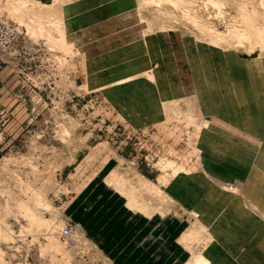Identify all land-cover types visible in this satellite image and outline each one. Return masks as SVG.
I'll return each mask as SVG.
<instances>
[{"label":"crops","instance_id":"0c3cea01","mask_svg":"<svg viewBox=\"0 0 264 264\" xmlns=\"http://www.w3.org/2000/svg\"><path fill=\"white\" fill-rule=\"evenodd\" d=\"M83 12L85 24L92 27L96 23L94 16H90L89 10ZM128 31L138 35L136 41L116 34L109 40L93 37L86 45L88 69L82 72L85 79L82 86L87 85L90 92L103 91L117 112L137 128L166 124L163 111L166 102H171L165 105L167 112L170 111V116L174 113L170 117L168 112V118H173L172 125L179 124L180 119L182 123L197 104L192 110H198L203 119L195 113L196 118L208 125L198 142L204 164L202 170L198 168L188 177L160 186V176L153 182L137 171L164 192L173 209L161 205L160 199L155 204L156 198H148L153 199L147 203L154 202L152 212L156 213L151 217L130 211L123 198L101 184L98 180L101 173L107 171L104 183L110 169H114L101 166L93 176L86 175L89 179L81 178L74 187L78 189L74 197L77 204L89 192L100 191L94 200L74 207L75 219L70 220L85 230L88 239L112 264H195V256L203 258L205 264H264V220L255 212L258 206L264 214V58L256 56L258 53L248 57H242L240 52L211 56L193 53L188 38L167 40L153 36L140 40L139 27H129ZM148 71L154 72V82L139 78ZM135 76L138 77L135 81L112 87L119 78ZM105 86L110 89L100 90ZM168 104L172 111L167 109ZM2 146L0 157L4 152ZM93 152L97 155L94 149ZM107 155L105 152L102 156ZM88 157L82 162L86 167L99 161L97 157L94 160ZM57 186L62 196V189ZM141 187L137 183V188ZM63 206L65 213L71 210L70 203ZM155 206H162V211ZM86 215H89L87 224L82 222ZM194 215L199 216L204 227L196 229L205 234L200 232L196 236L199 239L183 244L180 242L183 236L195 229Z\"/></svg>","mask_w":264,"mask_h":264},{"label":"bare ground","instance_id":"6f19581e","mask_svg":"<svg viewBox=\"0 0 264 264\" xmlns=\"http://www.w3.org/2000/svg\"><path fill=\"white\" fill-rule=\"evenodd\" d=\"M225 1L224 0H49V2L44 3L40 0H8L7 3L9 4V6L7 11L10 14L9 16H12L22 26H25V28H27V34L28 36H30V40H33V42L35 43L45 41L48 47L56 50L58 53H61L62 55H66V58L67 55H71L73 56V58L75 57L79 58L81 62V66L83 67L82 71H86V72L88 69V65L84 50L86 45L92 41L93 37H96L100 40L108 38L109 40L111 39L112 35L115 36L117 34V37L126 36L129 37V40L136 41L138 35L128 31L129 27H135V26L140 28L141 31V32L139 31L140 40H147L153 38V36L165 37L167 40L168 39L174 40V38H180V39L188 38L190 40L189 43L191 42V48H192L191 51L193 53L204 52L205 55L207 54L211 56L226 52L232 53V52L242 51L248 56H252L253 54L258 53L259 57L264 58V0H258L256 6L255 3H253L255 2L254 0L233 1L236 7V12L234 14H237V16L235 17L232 13V15L235 17V18L233 17L235 19V21H233L234 24L233 25L231 24L232 27H230V25L229 27L227 26L228 28L225 31H221L220 28L219 30L215 27V23L213 22V20L212 22L214 23V26L211 25L210 24L211 22L208 21H210V19L213 18L214 16H215L214 18L216 19L223 13L222 10L225 9V7H223L222 5H225L226 7L228 6L226 4L227 2L225 3ZM251 5L253 8L251 7ZM258 6H260L261 8H258ZM222 7L223 9H221ZM206 8L207 9L210 8V10L208 11H211V8L217 10L219 9L218 12L221 11V14L220 13L218 14V12L216 13V11L212 9V11L215 12L214 13L215 15H213V17L208 19V16L209 17L212 16L213 13L211 12L210 13L211 15H208L206 17L204 13L207 10ZM200 9L205 10L204 12H202L203 10H201V13H204L203 16H205L203 17V19L202 17H200L199 14ZM83 10L85 11L89 10L90 16L91 15L94 16L93 20L96 23H94L93 21L94 25L92 27L91 25L89 26L85 24L84 21L86 20L85 19L86 16L84 15ZM1 12L3 13L2 9H0V13ZM216 14H218L219 16H217ZM204 18L205 19L207 18L206 22L204 21L205 20ZM224 18H222V20ZM229 18H227L226 20H228ZM219 23L218 26H221L222 22L220 23V25ZM176 25L177 26L182 25L180 26L182 28L184 26L185 30L187 29V27L193 29L192 31H188V29L187 31L177 30L175 28ZM156 28H158V30H155ZM59 60L60 62L61 60L64 62V59H61V57L57 60L58 63ZM60 67L61 66H59V68ZM64 69L67 70V68ZM70 71H72V69ZM65 72L66 71L63 70V74ZM86 72L84 73L86 74ZM142 77L144 79L150 80L151 82H154L155 80L153 71L145 72L139 76V78ZM137 79L138 77L136 76L130 78H119L113 83L112 87L121 86L127 82L135 81ZM82 88H84L85 91L88 90L87 85H83ZM109 89L110 88H108V86H105L102 87L100 90L106 91ZM89 92L90 91L88 90V93ZM164 106L165 105H163V107ZM194 106L191 107V112L187 111L188 114L184 118L182 123L180 122L181 120L180 118H179L180 120H178L179 123L178 125L182 124L181 126L185 129V130H181V132L183 133L186 132V135L188 136L187 145H189V147L192 148V151L191 152L189 151L190 152L189 156L186 157H188V159L189 157L195 158L194 165H192V167L186 166V164L183 163L185 158L181 162L182 164L180 163L178 164L177 160L173 161L171 160L172 158L166 157L165 154L166 152L163 153L165 154V156L160 157L159 161L155 165L158 168V170H160L162 173L161 175H159L160 177L158 178L159 186L160 184L167 185L173 179H177L179 177H188L194 174L199 169L202 170L204 162H203L202 154L199 151L198 142L199 139L202 137L203 132L205 130H208V125L205 123V121L196 118L195 116L196 112H193L192 110V108H195ZM169 108L171 109V107H169L168 104L167 109ZM168 112L170 116V111ZM181 113L182 112H180V114ZM172 115L170 117H172ZM170 117L169 118L167 117L168 119L167 121L170 122L171 126H173L172 125L173 118L171 119ZM178 125L177 126L175 125L176 127L175 126L171 127V128H175L174 132L178 131L177 130ZM161 127L165 128L166 124L165 123L161 124ZM62 131H63V137L60 139L61 143L66 144L68 148H73L71 147V141H69L68 139V138L71 139V132H69L70 130H68L67 127L64 126L61 128V134ZM169 131L166 130L167 133ZM163 132H165L164 129ZM170 133L174 134L172 130L170 131ZM179 134L182 136V133H178V136ZM87 135L88 136L84 137V139L78 137L77 138L78 141L80 140L81 143L87 145L91 144V142L89 143L91 134H87ZM174 135L171 136L173 137ZM169 136L168 138L171 137ZM181 136L180 138H182ZM180 138L179 137L177 138L179 139L178 141H181ZM105 144L106 146L108 145L107 142ZM35 146L32 148H35ZM170 150H173V148H171ZM74 153L75 155L77 154L76 148L75 150L73 149L72 154ZM168 153L169 156H173L175 152L173 153V151H171ZM174 156L176 157V155ZM178 157L183 158L184 156L183 157L178 156ZM181 158L179 160H181ZM119 159H121V157L118 158V160ZM37 162L39 161L35 159L33 154L28 156L22 155L20 158L13 156L10 157L6 156V158L4 159V164L2 163L3 164L2 167L0 166L2 168V169L0 168V170L4 174L3 178L2 176H0V178L3 179L2 181L0 179L1 181L0 198L3 200L2 203H0V244L1 243L8 244L11 242L14 244L16 242V239L18 238L17 236H15V232L11 230V227L8 222V219L12 217L20 225V231H19L20 236L22 237L24 236L26 238L27 236H32L31 238L33 239L32 241L34 242L35 240L39 241V239L44 240V244L41 245V253L43 252L51 255L50 258L51 260H53L52 262L53 264L57 262L59 264L64 262H65L64 264L66 263L70 264L71 263L70 261H73L72 260L73 258H71V253L74 252L73 251L74 248L72 249L70 248L72 250V252H70L71 250H69V246H67L60 239L62 230L64 229L66 223L68 222V220L64 218V217H68L64 211V206H63L64 204L60 205L62 203L61 196H59L60 191L57 190L58 187L57 184H50V185H46L45 187H41L40 184H38L39 182L37 180V177L39 175H37L36 173L40 168L37 167L38 165ZM107 163L109 164V161H106L105 164ZM119 163L120 165H122L121 162ZM187 163H189V161H187ZM105 164H102L101 166L104 167ZM26 167L31 169L30 173L33 174L34 179H32V177H27L29 175L28 173H27L28 175L26 174L25 176L27 177V179L24 177V174L22 173L23 171L21 172L20 169L25 168L26 170ZM134 170H135L134 174H136V176L134 175V177L136 179L134 178V181H132L130 179L127 180L126 179L127 177L126 178L122 177L125 176V174L122 175L119 169H110V173H108L109 174L108 177L107 178L105 177L107 180L109 179V181L107 182L104 179L105 186L106 188L109 189V191L113 192L118 197H121L125 200V202L127 203V205H125L127 206V209L129 208L130 211L135 213L146 214L147 215L146 217H148V214H150L151 217L153 214L156 213L152 212L154 209L153 208L154 202L152 201L153 205L151 204L148 205L147 203V202L151 203V200L153 199L148 200V198H156L155 204H157L161 200V205H163L164 207L168 205L167 200L165 198L164 192L162 193L161 191H159L157 186L155 187L154 185L143 179L142 176H140L137 173L136 169L133 170L131 169V171ZM135 180L137 181V183H141L143 187L138 189ZM34 182L37 184L35 185ZM138 186H140V184ZM227 188H229V186ZM231 188L232 187H230V189ZM223 189L225 190V186ZM61 191L62 192L65 191L67 192V194L69 193L68 188L62 189ZM51 195H53L52 198H50ZM157 199L160 200L157 202ZM141 200H144L142 201L143 204H140ZM58 202H60V204ZM156 206L155 208H157ZM168 206L170 207V203ZM168 206L167 209L169 208ZM160 208L158 209V211H162V206ZM170 210L173 211L172 208ZM163 211L167 212L165 208ZM170 212L168 209V213ZM255 212L258 215V217L264 220V214L260 212L258 206H256ZM163 214L164 213H162V217H165L163 216ZM194 219H195V223L193 224V228L195 227L196 229L202 227L201 229H204L203 225L201 226L199 216L194 215ZM79 228L76 231V237L79 240V245L77 247V250L82 245L84 246L83 248L86 249L84 250L85 252H83L85 254L87 252V249L95 248L96 246L90 243L91 241L88 239L87 233L80 225ZM195 229L193 230L194 233L191 230V232L189 231L187 234H185L180 242L183 244L189 243V241L191 240L199 239L197 238L198 235L200 236L201 234L203 235L205 234L204 230H203L204 233H202L201 232L202 230L200 231V229H196L199 231L197 232L195 231ZM206 236L207 235H205V237ZM208 237L210 236L208 235ZM208 239L210 240V238ZM95 249L98 251L97 248ZM3 255L4 254H2V250L0 249V264H5V261H3V258H1V256ZM193 260L195 261L193 262L195 264H205L202 261L203 258H201L200 256L193 257Z\"/></svg>","mask_w":264,"mask_h":264},{"label":"rangeland","instance_id":"374dc122","mask_svg":"<svg viewBox=\"0 0 264 264\" xmlns=\"http://www.w3.org/2000/svg\"><path fill=\"white\" fill-rule=\"evenodd\" d=\"M7 1L8 0H0V9L3 10V13H0V144H3L2 147L4 148V152H2L0 157L1 167L4 164L6 156L20 158L22 155L28 156L33 154L35 159L39 161L37 162V167L40 168L38 172H41H39V174L37 172L36 174L39 175L37 180L41 187L57 184L61 189H69L68 194L63 191L64 194L61 196L62 203L60 204V202H58L60 205L71 204V210L66 213L68 217H64L68 220L67 223H69L73 222L70 219L74 218V216H72L74 207L80 208V206L85 205V202L94 200L96 193L100 191L97 189L93 190V193L89 192L87 196L80 199L79 202L82 203L77 204L75 203L77 199L74 197L77 196L78 189H74V187L77 186L76 184L79 183L81 178L84 180L89 179L86 175L89 177L93 176L96 170L101 167L102 162L109 161V165L107 163L103 168L119 169L122 175L125 174V176L122 177H127V180L130 179L132 181H134V175L136 176V174H134L135 170L131 171V169H136V171L149 180L157 181L161 172L158 171L155 165L160 157L165 156V154L166 157L172 158L171 160H177L178 164H182L181 162L185 158L183 163L186 164V166L192 167V165H194L195 158L189 157L188 159V157H186L189 156L192 148L187 145L188 136L186 132H181V130L185 129L181 126L182 124H176V126L178 125L177 130L179 132H174L175 128L171 127L175 126V124L171 126L170 122L167 121L168 113L165 107H163L164 120L168 122L165 128L161 127V124L152 126L153 128H137L129 123V120L118 113L104 97L102 94L103 91L88 93V90L85 91V89L82 88L85 79L82 73L83 67L81 66L79 58H73L71 55H67L66 58V55H62L56 50L48 47L45 41L35 43L33 40H30V36L27 34V28L22 26L12 16H9L10 14L7 11L9 4ZM233 1L236 0L225 1L229 8L228 6L222 5L225 7V9H223V7L221 8L224 10H222V14L221 11L218 12L219 9L211 8V11H208L210 8H206L207 13L204 12L205 8L200 9V17L203 19V17L211 15L210 13L212 12V16H208V19H210L215 15L214 11H216V13L218 12V14L220 13L222 17L216 14L219 16H216V19L219 20L221 17L220 20H222V18L225 17L222 21L216 20L214 16L208 22H211L210 24L213 26L215 23L217 29L220 28L221 31H225L229 25L232 27L231 24H234V18L237 16V14H234L236 12V7ZM254 1L253 3H255L256 6L258 0ZM44 3L46 2L44 1ZM258 8L261 7L258 6ZM212 9H214V11H212ZM201 10H203L202 12L205 13V16H203L204 13H201ZM227 18L229 19L226 20ZM204 21L206 22L207 18ZM219 22H222L221 26H218ZM180 26L182 25H176L175 28L183 31H187V29L188 31H192L193 29L187 27L185 30L184 26L183 28ZM155 30H158V28ZM239 52L242 57H248V55L242 51ZM256 56L259 55L256 54ZM58 57L64 59V62L61 60V62H63L61 63L59 60L58 63ZM59 66L61 67L59 68ZM69 67L72 71L69 70ZM64 68H67L69 71ZM63 70L66 71L64 74ZM181 105V108L184 107V102ZM184 110H186V108H184ZM196 115L202 117L198 110H196ZM117 122H119L118 126H116ZM64 126L71 132V139H68L71 141V147L73 148H68L66 144L61 143L60 139L63 137L61 128ZM122 126L131 133L127 146H125V139L127 135H129V132ZM169 127L174 134L176 133L175 135L170 133L171 130ZM162 128L165 132H163ZM166 130L170 131L167 133ZM178 133H182V136L180 134L178 136ZM87 134H91L89 140V143H92L91 147L81 143L80 140L78 141L77 139L78 137L84 139V137L88 136ZM169 134L170 136H174L170 137ZM168 136L170 138H168ZM180 136L182 138H180ZM178 137L181 141H178ZM111 138L117 141V143L110 141ZM106 142L108 143L107 146L105 144ZM139 143L143 145L142 149H139ZM121 144H124V147L120 148L119 145ZM95 145L97 146L94 147ZM34 146L35 148H32ZM75 148L76 155L75 153L72 154ZM171 148H173V150H170ZM91 149L92 151L89 155ZM93 149L97 155L94 154ZM167 151H173V153L175 152L178 155L174 153L176 157L174 155L169 156ZM187 151L190 152L188 153ZM105 152L108 153V155L103 157L102 155L105 154ZM118 155L121 157L119 160L118 158L120 157ZM88 156L91 160L97 157L99 161H96V163L90 167H86L82 162ZM178 156L184 157L181 158ZM180 158L181 160H179ZM187 161H189V163H187ZM119 162H121L122 165H120ZM30 170L31 169L28 167H26V170L25 168L20 169L21 172L23 171L24 177L28 173L29 175L27 174V177H32V179H34ZM106 172L107 171L101 173L98 178L104 186L103 178ZM3 175V172L0 170V176H2V178L4 177ZM27 177L25 178L27 179ZM107 177L108 175L106 178ZM2 178H0L1 181L3 180ZM106 178L105 180L108 182L109 179L107 180ZM34 184L36 185L37 183L34 182ZM94 185L96 186V184ZM107 190L109 191V189ZM52 197L53 195L50 196V198ZM2 201L1 199L0 203H2ZM83 217L82 222L87 224L89 215ZM8 222L11 230L15 232V236L18 238L14 244L12 242L0 244V249L2 250V254H4L1 258H3L5 264H53V260L50 258L51 255L48 253H41V245L44 244L43 239H39V241L35 240L34 242L32 241V236H27V238L24 236L22 237L19 232V223L12 217L8 219ZM90 243L94 244L98 251L95 248H89L84 254L83 252H85L84 250L86 249H84L82 245L78 250V246L76 249L74 248V252H72V248H69V250H71L70 252H72L71 258H73V261H70L72 264H112L100 253V248L94 242L91 241Z\"/></svg>","mask_w":264,"mask_h":264},{"label":"built area","instance_id":"2783aa9c","mask_svg":"<svg viewBox=\"0 0 264 264\" xmlns=\"http://www.w3.org/2000/svg\"><path fill=\"white\" fill-rule=\"evenodd\" d=\"M118 123H116V126H118ZM127 132L128 129H126L124 126H122ZM137 133V132H136ZM131 133L129 132V135H127L126 139H125V146H127V144L129 143V140H130V135ZM112 142H115L117 143V141H114L112 138L111 140ZM140 144V148L139 149H142L143 148V145ZM120 148L124 147V144H121L119 145ZM79 228V225L76 224V223H73V222H69L66 224V226L64 227V229L62 230V233L60 235V239L67 245L69 246V248H76L78 245H79V240L78 238L76 237V231L77 229ZM80 229V228H79Z\"/></svg>","mask_w":264,"mask_h":264}]
</instances>
